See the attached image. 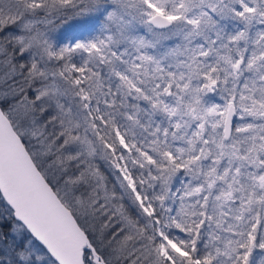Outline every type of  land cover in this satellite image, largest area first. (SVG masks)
<instances>
[{
	"label": "snow or ice",
	"instance_id": "obj_1",
	"mask_svg": "<svg viewBox=\"0 0 264 264\" xmlns=\"http://www.w3.org/2000/svg\"><path fill=\"white\" fill-rule=\"evenodd\" d=\"M0 200V264H264V0H0Z\"/></svg>",
	"mask_w": 264,
	"mask_h": 264
},
{
	"label": "trees",
	"instance_id": "obj_2",
	"mask_svg": "<svg viewBox=\"0 0 264 264\" xmlns=\"http://www.w3.org/2000/svg\"><path fill=\"white\" fill-rule=\"evenodd\" d=\"M4 201L3 200H0V204L1 203H3ZM0 213L1 214H6L7 213V211H8V209H0ZM13 221L14 220H11V221H9L8 223H5L4 225H3V229H4V232H5V234L6 235H8V229H9V227L11 226V224L13 223ZM10 236V235H9ZM10 238V237H9Z\"/></svg>",
	"mask_w": 264,
	"mask_h": 264
},
{
	"label": "rangeland",
	"instance_id": "obj_3",
	"mask_svg": "<svg viewBox=\"0 0 264 264\" xmlns=\"http://www.w3.org/2000/svg\"><path fill=\"white\" fill-rule=\"evenodd\" d=\"M2 208H3V209H8L7 206H6V204H5L4 202L0 204V209H2ZM0 212H1V211H0ZM0 214H1V213H0ZM15 223H16V221L14 220L12 224H15ZM9 237H10V238H9V240H10V239H11V236H9Z\"/></svg>",
	"mask_w": 264,
	"mask_h": 264
},
{
	"label": "water",
	"instance_id": "obj_4",
	"mask_svg": "<svg viewBox=\"0 0 264 264\" xmlns=\"http://www.w3.org/2000/svg\"><path fill=\"white\" fill-rule=\"evenodd\" d=\"M5 203V202H4ZM6 204V203H5ZM7 206V205H6Z\"/></svg>",
	"mask_w": 264,
	"mask_h": 264
}]
</instances>
